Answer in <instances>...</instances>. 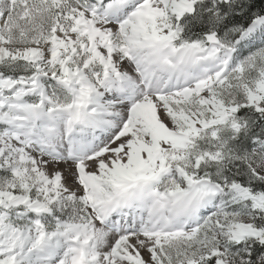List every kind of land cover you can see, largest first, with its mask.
Instances as JSON below:
<instances>
[{"label": "snow or ice", "instance_id": "obj_1", "mask_svg": "<svg viewBox=\"0 0 264 264\" xmlns=\"http://www.w3.org/2000/svg\"><path fill=\"white\" fill-rule=\"evenodd\" d=\"M0 264H264V0H0Z\"/></svg>", "mask_w": 264, "mask_h": 264}]
</instances>
